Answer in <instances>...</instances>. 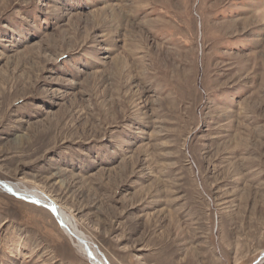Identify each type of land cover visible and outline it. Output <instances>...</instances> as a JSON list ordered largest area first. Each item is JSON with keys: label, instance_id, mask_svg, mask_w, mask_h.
Segmentation results:
<instances>
[{"label": "rangeland", "instance_id": "1", "mask_svg": "<svg viewBox=\"0 0 264 264\" xmlns=\"http://www.w3.org/2000/svg\"><path fill=\"white\" fill-rule=\"evenodd\" d=\"M0 181L108 264H264V0H0ZM0 264L95 263L0 192Z\"/></svg>", "mask_w": 264, "mask_h": 264}, {"label": "bare ground", "instance_id": "2", "mask_svg": "<svg viewBox=\"0 0 264 264\" xmlns=\"http://www.w3.org/2000/svg\"><path fill=\"white\" fill-rule=\"evenodd\" d=\"M25 186L26 185L20 182L13 183L8 181H0V192L7 193L9 195L13 194V196H15L16 198L26 201L27 203H34L41 207L50 208L55 214L60 225L62 226L65 234L69 237L74 246H76L78 251L84 257H86L90 263L108 264L104 257L101 255V252L98 251L97 248L93 247L88 241L87 237L82 232H80L76 223L77 221L75 222L73 216L68 215L67 212H65L64 209L56 203L55 200H48L46 199V197L44 198L41 194H38L34 191L31 192ZM53 192V194H55V191Z\"/></svg>", "mask_w": 264, "mask_h": 264}, {"label": "water", "instance_id": "3", "mask_svg": "<svg viewBox=\"0 0 264 264\" xmlns=\"http://www.w3.org/2000/svg\"><path fill=\"white\" fill-rule=\"evenodd\" d=\"M264 258V255L261 256L260 260H262Z\"/></svg>", "mask_w": 264, "mask_h": 264}]
</instances>
